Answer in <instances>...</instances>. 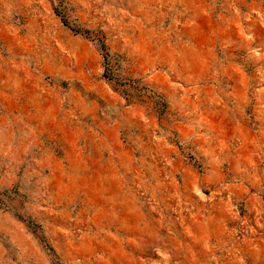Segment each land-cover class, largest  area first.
Listing matches in <instances>:
<instances>
[{
    "label": "rangeland",
    "instance_id": "1",
    "mask_svg": "<svg viewBox=\"0 0 264 264\" xmlns=\"http://www.w3.org/2000/svg\"><path fill=\"white\" fill-rule=\"evenodd\" d=\"M0 264H264V0H0Z\"/></svg>",
    "mask_w": 264,
    "mask_h": 264
},
{
    "label": "trees",
    "instance_id": "2",
    "mask_svg": "<svg viewBox=\"0 0 264 264\" xmlns=\"http://www.w3.org/2000/svg\"><path fill=\"white\" fill-rule=\"evenodd\" d=\"M58 14L62 17L63 22L68 25L72 31H74L75 33H81L84 34L85 36L92 38L94 40H97L100 49L102 50L103 56H104V60H105V64H106V71H105V75H109V61H110V52H109V48L105 42L104 36L98 35V32H92L89 29H83L80 28L76 25L71 24L70 20L68 19V17L61 12L60 10H57Z\"/></svg>",
    "mask_w": 264,
    "mask_h": 264
}]
</instances>
